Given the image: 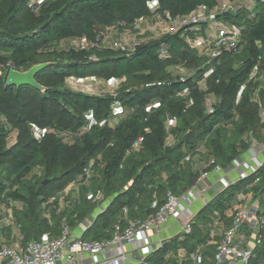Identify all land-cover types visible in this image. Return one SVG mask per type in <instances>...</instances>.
<instances>
[{"label": "trees", "instance_id": "1", "mask_svg": "<svg viewBox=\"0 0 264 264\" xmlns=\"http://www.w3.org/2000/svg\"><path fill=\"white\" fill-rule=\"evenodd\" d=\"M30 2L0 0V221L11 213L7 226L18 224L25 241L56 237L63 219L74 229L94 213L96 206L85 197L88 190L102 191L108 205L83 237L108 238L125 207L129 219L145 218L167 191L184 192L202 172L227 168L253 140L264 142V3L218 15L241 26L243 47L224 51L204 79L210 69L206 23L140 37L130 54L101 41L111 26L136 33L140 19L209 10L218 0H41L34 10ZM197 36L203 44L187 43V37ZM74 39L95 45L60 46ZM162 44L168 48L164 59L159 58ZM34 66H39L33 75L37 86L5 84L9 68ZM70 77L115 79L119 85L114 93L91 94L69 87ZM210 96L213 112L207 113ZM147 104L154 106L147 110ZM47 127L51 130L44 131ZM139 137L143 141L133 148ZM91 160L89 187L81 188L77 203L60 208L58 195ZM248 191L256 197L264 193V163L215 195L196 214L191 233L167 241L149 261L179 264L168 256L178 247L191 252L210 240L215 217L220 230L228 227L226 210ZM51 197L55 200L48 203ZM213 247H206L207 255ZM250 264H264V223Z\"/></svg>", "mask_w": 264, "mask_h": 264}, {"label": "built area", "instance_id": "2", "mask_svg": "<svg viewBox=\"0 0 264 264\" xmlns=\"http://www.w3.org/2000/svg\"><path fill=\"white\" fill-rule=\"evenodd\" d=\"M40 2L41 0H31L30 7L34 10ZM258 3H264V0H227L218 2L214 8L209 10L202 7L187 15L169 17L165 28L154 36L176 33L181 28L199 23H206L208 27H211L213 33L211 32L209 35V48L207 49V64L210 69L205 72V79L212 72L213 65L218 63L224 51H240L243 47L240 40L241 26L222 22L218 19V15L236 9H250ZM143 20H138L134 28L138 30ZM112 27L117 26L107 28L105 36ZM105 36L101 41L103 46L111 47L113 50L125 54H130L141 44V40L137 35L127 37V39L118 38L108 44H105ZM83 40L85 44L77 47L88 49L95 45L88 43L85 39ZM186 41L189 45L195 47L203 44L205 40L203 38L191 39L187 37ZM166 57H168V48L165 44H162L159 50V58L164 59ZM194 74L195 72H191L189 76L192 77ZM179 79L184 81L185 76L182 75ZM203 81L201 83L202 87L205 86ZM117 83L119 85V81ZM153 84H147L146 86ZM115 91L116 88L108 93H114ZM91 94L101 95L104 93ZM213 100L211 96L206 99L205 109L207 113L213 112ZM152 106L154 105L147 104L145 108L149 110ZM108 122L110 125L113 124V121L108 120ZM46 130L51 129L47 127L44 131ZM142 141L143 137H139L133 143V148L137 147ZM246 152L248 153L247 158L238 157L225 168L227 172L235 171L238 180L256 171L264 163V144L253 140ZM93 163L94 160H91L84 172L70 182L64 191L58 195L60 208H68L79 201L82 196L81 188L89 187L90 180L94 175ZM220 168L216 166L211 171L216 172ZM211 171L202 172L196 183L180 194L176 195L167 191L164 202L157 206L154 213L145 218L129 219L125 207L120 220L113 225L111 236L108 238L91 240L83 237V234L93 224L96 216L105 210L108 205V199L100 190H88L85 193L86 199L96 206L95 213L78 223L74 229H71L63 219L61 221V233L56 237L44 234L40 239L25 241L23 233L19 230V225L12 224L10 240L6 242L0 227V264H152L149 258L157 250L163 248L168 240L158 239L155 241L150 232L158 233L162 225H165L169 219H174L180 227L182 236L190 234L196 216V212L192 208L193 202L205 200L206 188L200 187L198 184L207 179ZM36 173L40 174L39 169H36ZM215 180L216 182L220 181L224 188L231 184L227 179L219 178L216 175ZM54 200L55 197H51L48 203ZM225 213L231 220L230 225L220 230L219 220L217 217L213 218L209 224L210 240L198 245L191 252L186 251L184 256L178 254L177 256L184 257L187 260V263L182 264H250L254 256L255 237L264 223V193L257 197L249 191L240 193L237 202L229 207ZM11 218V213H9L8 217L1 220L2 224L9 225ZM217 230L220 231L219 234ZM211 244L215 247L212 259L206 254V247ZM127 246L130 248L127 249Z\"/></svg>", "mask_w": 264, "mask_h": 264}, {"label": "crops", "instance_id": "3", "mask_svg": "<svg viewBox=\"0 0 264 264\" xmlns=\"http://www.w3.org/2000/svg\"><path fill=\"white\" fill-rule=\"evenodd\" d=\"M224 1H227V0H218V2H224ZM151 7L154 8L155 3H152ZM155 16H158V15H155ZM153 17L154 16H151L149 18H153ZM149 18H145L140 23V27L138 29V32L135 33V35H137L138 38H140V37L141 38H147V37H153L154 36V35L149 36L150 33L147 31L148 27L145 26L146 25L145 22L147 20H149ZM143 26H145V29H143L144 31H142ZM118 30H119L118 32L114 33L113 37H110V38L106 37L104 39V41L106 42L105 44H108L112 40L122 38L123 36L128 35L127 32L120 33V29H118ZM206 32H207V36H208L211 34V32L213 33V29L211 27H207ZM117 33H120L119 36H117ZM89 79H94V78L90 77ZM263 116H264V114H263ZM170 124L175 125V120H172L170 122ZM172 142H173V139H172ZM258 143L264 144V142H260V141H258ZM240 157L243 159L247 158L248 153L244 152ZM215 175L218 176L219 178L223 177V178L227 179L228 181H230V183H234L235 181L238 180L237 173L235 171L227 172V171H225V168H222V167L220 168V170H218L216 172L211 171L210 174L208 175V178L198 184L200 187L206 188V193L204 196L205 197L204 201L203 200H196L193 202L192 208L196 212V214L206 205V203H208L215 195H217L220 191H222L224 189V186L220 181L216 182ZM205 201H206V203H205ZM96 213H97V211H96ZM0 227L2 228V232L4 234L5 241L8 242L10 240V236H11V227L5 226L3 228L1 221H0ZM150 234L152 235V238L155 241L158 239H167L169 241V240L173 239L174 237H177L178 239L182 238L180 227L174 219H169V221L165 225H162L161 230L158 233L150 232ZM126 248L129 249L130 247L127 246ZM186 251L187 250L185 248L178 247L177 250L174 253H171L168 257L169 258L170 257L175 258L177 263H179V264L187 263L184 257L177 256L178 254L184 256ZM153 256H154V254L151 257H153Z\"/></svg>", "mask_w": 264, "mask_h": 264}, {"label": "rangeland", "instance_id": "4", "mask_svg": "<svg viewBox=\"0 0 264 264\" xmlns=\"http://www.w3.org/2000/svg\"><path fill=\"white\" fill-rule=\"evenodd\" d=\"M153 19V20H152ZM145 26L148 27L147 31L150 33L149 36H153L156 35L158 32L162 31L165 26L167 25V20L163 19L160 16H154L153 18H149V20H147L145 22ZM145 26L142 27V31H144L143 29H145ZM119 28L118 27H112L108 30V33L105 37H113L115 32H118ZM124 31H120V33H123ZM120 33H117V36H119ZM127 36H123L122 39H127V37H132L133 35H135V33L133 31H128L127 32ZM198 38H202L200 36H197ZM84 40L83 39H74V40H69V41H65V42H61V47L63 48H69V47H77V46H81L84 45ZM90 77H85V78H73L70 77L67 79V85L73 89L76 90H81V91H85V92H90V93H108L111 92V90H114L115 88L118 87L117 85V81L115 79H111L109 81H102V80H98V79H89ZM172 121V120H171ZM172 136L169 135L168 137V143L172 142ZM218 234H219V230H217ZM4 237V234H2ZM211 246H213V244H211ZM210 258H213V254L215 252V249L213 247V249H210Z\"/></svg>", "mask_w": 264, "mask_h": 264}, {"label": "water", "instance_id": "5", "mask_svg": "<svg viewBox=\"0 0 264 264\" xmlns=\"http://www.w3.org/2000/svg\"><path fill=\"white\" fill-rule=\"evenodd\" d=\"M39 68V66H34L30 68L29 70L26 71H17L12 68H9L5 75V84L10 85H32V86H37L36 81L33 78L34 72ZM50 178L45 179L42 184L45 185Z\"/></svg>", "mask_w": 264, "mask_h": 264}]
</instances>
